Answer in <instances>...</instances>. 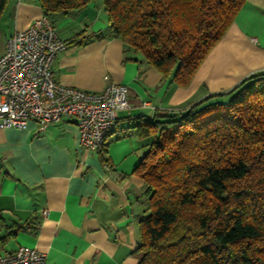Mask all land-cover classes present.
Returning a JSON list of instances; mask_svg holds the SVG:
<instances>
[{"label": "crops", "instance_id": "crops-1", "mask_svg": "<svg viewBox=\"0 0 264 264\" xmlns=\"http://www.w3.org/2000/svg\"><path fill=\"white\" fill-rule=\"evenodd\" d=\"M43 15L39 0H8L0 19V56L16 31ZM52 21L66 41L108 27L100 0ZM125 56L123 41L107 36L68 44L54 64L57 81L68 86L101 91L107 75L128 86L130 107L107 137L109 164L102 153L81 145L73 117L45 129L34 120L26 129H0L2 253L24 245L44 252L46 264H138L140 219L148 200L134 172L145 152L133 129L135 118L151 120L264 71V0L246 2L188 86Z\"/></svg>", "mask_w": 264, "mask_h": 264}, {"label": "trees", "instance_id": "trees-1", "mask_svg": "<svg viewBox=\"0 0 264 264\" xmlns=\"http://www.w3.org/2000/svg\"><path fill=\"white\" fill-rule=\"evenodd\" d=\"M54 17L97 0H39ZM126 59L188 86L248 0H100ZM8 0H0V19ZM118 123V122H117ZM147 208L138 264H264V71L184 107L135 118ZM106 164L107 145L99 151Z\"/></svg>", "mask_w": 264, "mask_h": 264}, {"label": "built area", "instance_id": "built-area-1", "mask_svg": "<svg viewBox=\"0 0 264 264\" xmlns=\"http://www.w3.org/2000/svg\"><path fill=\"white\" fill-rule=\"evenodd\" d=\"M67 48V41L45 15L8 39L0 56V129H26L33 120L45 129L50 123L73 117L81 145L100 151L120 112L130 107L129 88L108 75L101 91L60 83L54 64ZM46 259L44 252L30 246L0 251V264H46Z\"/></svg>", "mask_w": 264, "mask_h": 264}, {"label": "rangeland", "instance_id": "rangeland-1", "mask_svg": "<svg viewBox=\"0 0 264 264\" xmlns=\"http://www.w3.org/2000/svg\"><path fill=\"white\" fill-rule=\"evenodd\" d=\"M56 29H57V28H56ZM57 32H58L60 35H62V36H66L65 33H64L62 30H60V29H58Z\"/></svg>", "mask_w": 264, "mask_h": 264}]
</instances>
